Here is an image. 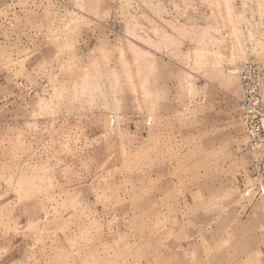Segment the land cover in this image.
Instances as JSON below:
<instances>
[{"label": "rangeland", "instance_id": "obj_1", "mask_svg": "<svg viewBox=\"0 0 264 264\" xmlns=\"http://www.w3.org/2000/svg\"><path fill=\"white\" fill-rule=\"evenodd\" d=\"M263 33L264 0H0V264H264Z\"/></svg>", "mask_w": 264, "mask_h": 264}, {"label": "built area", "instance_id": "obj_2", "mask_svg": "<svg viewBox=\"0 0 264 264\" xmlns=\"http://www.w3.org/2000/svg\"><path fill=\"white\" fill-rule=\"evenodd\" d=\"M264 41V33L261 36ZM249 46L246 58L240 63L241 87L240 105L242 117L249 137L248 147L254 150L252 172L255 185L251 186L255 195H264V55H257Z\"/></svg>", "mask_w": 264, "mask_h": 264}]
</instances>
